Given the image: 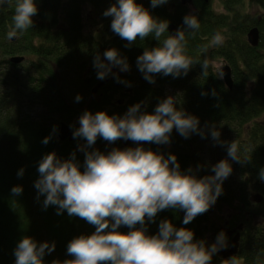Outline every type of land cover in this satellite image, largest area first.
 Here are the masks:
<instances>
[{"label": "trees", "instance_id": "1", "mask_svg": "<svg viewBox=\"0 0 264 264\" xmlns=\"http://www.w3.org/2000/svg\"><path fill=\"white\" fill-rule=\"evenodd\" d=\"M224 1L226 11L218 13L207 0H192L187 5L169 0L155 8L150 0H137L154 17L167 20L176 30L185 27V15H197L200 29L194 34L186 32L187 54L194 61H202L205 56L209 60L210 56L221 59L230 70L231 88L212 74L215 71L212 67L208 75H201L199 64H194L186 76L157 75L155 83L147 82L136 60L146 47H156L159 42L150 36L126 47L127 41L111 31V17L103 16L115 0H36L38 13L33 17V27L12 40L6 34L13 24L16 0L0 4V264H15L14 249L25 236L38 243L55 242V250L45 255L44 264L71 259L67 255L69 241L95 230L79 217H69L66 211L57 215L56 206L44 209V197L37 200L34 188L39 178L38 163L45 154L55 152L58 157L68 159L77 151L71 141H60L57 135L66 126L73 137L72 125L78 123L83 112L75 114L66 87L73 78L79 81L88 72L91 79L81 80L79 86L85 84L82 89L89 91L101 85L96 92L101 101L85 107L93 114L107 111L109 115L122 116L131 105L140 102H143L141 109L151 113L162 99L173 96L177 108L199 118L201 128L207 125L208 132L215 124L222 141L235 140L241 157L250 158L243 165L232 161L227 156V144H217L210 134L206 138L193 134L185 139L174 129L169 148L145 143L146 149L161 152L165 157L175 154L181 170L207 165L197 173L201 177L214 174L211 165L222 159H229L233 169L214 204L230 210L225 221L213 216L210 208L185 225L183 210L166 209L157 214L155 222L148 223V234L157 233L164 219L177 228L192 230L196 240H205V228L210 227L216 237L221 231L226 234L230 248L215 254L212 264H231L233 257L238 264H264V182L258 179L260 169L264 168V0ZM243 9L245 13L241 12ZM83 13L94 15L88 33L82 31ZM253 28L259 32L256 47L247 41V34ZM217 31L226 32L223 45L203 51V45ZM110 48L127 58L130 71L113 68V72L117 71L131 88L111 76L97 79L93 59L98 53L103 59V53ZM24 59L26 64L19 65ZM202 92L207 95L202 96ZM53 126L58 129L55 134H52ZM50 134L49 143L43 144ZM96 142L106 141L98 138ZM66 147L70 153H65ZM83 161L84 157L79 162L81 171ZM21 168L24 174L18 177ZM17 185L23 187V192L14 196L11 189ZM215 218L217 223L212 222ZM221 221L225 225L219 228ZM119 231L129 229L122 226ZM209 241H213L211 234Z\"/></svg>", "mask_w": 264, "mask_h": 264}, {"label": "clouds", "instance_id": "2", "mask_svg": "<svg viewBox=\"0 0 264 264\" xmlns=\"http://www.w3.org/2000/svg\"><path fill=\"white\" fill-rule=\"evenodd\" d=\"M9 2L0 0V4ZM168 2L150 0L152 8ZM37 13L36 0H16L7 39L19 38L32 28L33 17ZM103 16L111 17V31L127 41L126 47L150 36L159 42L156 47H146L136 60L137 68L147 82L155 83L157 75L186 76L194 64L201 66V75H208L212 67L215 69L213 75L219 79L224 77L223 68H217L215 62L206 56L202 61H194L187 54L186 32L194 34L200 29L197 15H185V27L178 28L175 34L168 33L167 20L154 17L137 0H115ZM224 42L225 37L217 31L203 45V51ZM93 68L99 80L111 75L131 86L113 72V68L120 72L130 71L127 58L115 48L105 50L103 59L99 53L96 54ZM201 95L207 93L202 92ZM212 95H216L215 89ZM81 99L77 94L76 102ZM142 104L131 105L122 116L109 115L107 111L93 114L89 110L79 116V126L74 127L73 138L84 141L78 144V150L84 153L83 171L75 151L68 159L51 152L39 161V178L35 180L34 188L37 200L44 197L43 208L56 206L57 215L66 211L69 217H79L95 229L90 235L81 234L69 241L67 255L71 259L53 261V264H212L213 256L228 247L223 231L208 246L205 240H196L192 230L177 228L167 219L160 221L155 234H148V223L155 222L157 214L166 209L183 210L185 225L209 211L223 192V182L233 171L229 159L211 165L214 174L201 177L197 173L207 165H197L195 170L191 166L181 170L175 154L165 157L163 153L146 149L143 145H168L175 129L185 139L193 134L201 138L210 134L217 144H227V156L242 165L249 163L250 158L241 157L235 140L230 143L222 141L215 124L208 132L205 131L207 125L201 128L198 117L177 108L175 97L162 99L151 113L142 110ZM57 131L53 126L52 134ZM98 138L109 144L121 139L130 140L139 146L117 147L104 153L93 147ZM50 139L51 134L42 143L47 144ZM23 174L24 169L21 168L17 175L22 177ZM258 179L264 182V168L260 169ZM22 192L21 185L11 189L14 196ZM122 226L129 231H119ZM55 247V242L38 243L25 236L14 249L15 264H44L45 255L51 254ZM231 264H238V261L233 257Z\"/></svg>", "mask_w": 264, "mask_h": 264}, {"label": "rangeland", "instance_id": "3", "mask_svg": "<svg viewBox=\"0 0 264 264\" xmlns=\"http://www.w3.org/2000/svg\"><path fill=\"white\" fill-rule=\"evenodd\" d=\"M223 1L224 0H207V3H209L216 12L222 13V12L226 11L225 4H224L226 2L225 1L223 2ZM179 2H180V0H179ZM250 10H251V8L249 9V13H252ZM254 10H256V8H254ZM189 11H191V10L189 9ZM241 12L245 13V9H243ZM93 17H94V15H93ZM93 17L90 16V15H88V14L85 15L83 13V15L81 17L82 18L81 26H82V31L83 32L88 33L89 31L92 30V27H90L89 24L93 22L92 21L93 20ZM222 35L225 37L226 36V32H224ZM17 57H19V56H17ZM210 58H211L210 61H214L215 62V65L217 66V68L223 67L225 65L223 63V61L221 59H219L218 57H212V56H210ZM27 61H29V60H27ZM25 64H26V60L25 59L19 63V65H23V66ZM117 70H119V69L117 68ZM115 73H118V72L116 71ZM31 76H35V75H31ZM111 77L115 78L114 76H111ZM89 79H91V74H89V72H88V73H85L81 77V79L79 81L77 79L73 78L67 84L66 89H67V94H68V98H69L68 101H71L72 100L74 102V103H72L71 108H73V110L76 111L75 114H77L79 111L80 112H84L86 110L85 107L87 105L88 106L90 104L93 105V104L98 103V102L101 101L100 95L99 96L96 95L97 90L94 91V92H93V90L86 91L85 89H82V87H85V84H84V86L83 85H80L79 86V83L81 82V80H85L86 81V80H89ZM100 86L101 85H97L94 88L98 89V87H100ZM172 92L174 93L173 90H172ZM77 94L81 95V97H82L81 102H76L75 97L77 96ZM110 95H113V92H111ZM103 99H104V96L102 95V100ZM82 103H83V105H82ZM126 103L123 102V104H126ZM69 106L70 105H68V107ZM38 110H39V108L36 109V111H38ZM88 110L91 111L90 109H88ZM72 122H73V119H72ZM78 126H79V124L76 123V122H74L73 125H72V128L74 129V127H78ZM68 131L70 132V130H68ZM59 136H60V130L58 131L57 139L60 140V141H64L66 143L69 142V141H71L69 143H73L74 144V146L77 148V151H75L76 152V158H77V161L80 162V160L84 157V153L78 150V144H82V143H78V141L76 139H73V137H72L71 140H69L68 137L67 138H64L62 140V139L59 138ZM173 139L174 138L171 137V142H172ZM132 143L133 142L130 141V145L127 144L128 146L126 145V146H124V148L131 147L132 146ZM122 146H123V139L116 141L114 144H109L108 142H105V143H98V142H96V144L93 147L95 149H99L101 152L107 153L112 148H117L118 147V148L121 149ZM169 146L170 145H168L166 148H169ZM133 147H135V144L134 143H133ZM143 147H144V145H143ZM65 153H70L69 147H66ZM211 208L213 209L212 210L213 216L216 215L215 217H218V219L221 218L224 221H225V219L227 217V214L230 213V210L228 209V207L227 206H224V205H222V206L213 205ZM212 222L217 223L218 220L215 218L214 221L212 220ZM221 223H222V226L219 227V228H222L225 225V224H223L222 221H221ZM207 224L208 223H206V225ZM206 225H205V227H206ZM210 234L213 235V241L212 242L209 241V235ZM204 239H205L206 244L208 246H210L216 240V235H214V233H213V231H212V229L210 227H206L205 228V231H204ZM228 249H230V248H228ZM232 251L233 250H231V252Z\"/></svg>", "mask_w": 264, "mask_h": 264}, {"label": "water", "instance_id": "4", "mask_svg": "<svg viewBox=\"0 0 264 264\" xmlns=\"http://www.w3.org/2000/svg\"><path fill=\"white\" fill-rule=\"evenodd\" d=\"M192 0H180V3L182 5H187V4H190ZM168 32L170 34H175L176 33V29L173 25L169 24V28H168ZM247 41L248 43L252 46V47H256L257 44H258V41H259V32L256 28H253L251 29L248 34H247ZM18 60H21V58H17V61ZM223 71H224V77L222 78L224 83L226 84V86L228 88H231V77H230V70L227 66H223ZM97 89L94 88L93 89V92L96 91ZM69 138V140L72 139V135L70 134V132L68 131L67 127L66 126H62L61 129H60V136L59 138L60 139H64V138ZM128 143V141L126 140H123V146L121 147V149L124 148V146H126ZM136 146H139L137 144H135V147ZM233 247V244L231 245Z\"/></svg>", "mask_w": 264, "mask_h": 264}, {"label": "flooded vegetation", "instance_id": "5", "mask_svg": "<svg viewBox=\"0 0 264 264\" xmlns=\"http://www.w3.org/2000/svg\"><path fill=\"white\" fill-rule=\"evenodd\" d=\"M128 145H130V140H128ZM128 145H127V146H128ZM131 147H133V143H132V146H131ZM123 149H124V148H123Z\"/></svg>", "mask_w": 264, "mask_h": 264}]
</instances>
